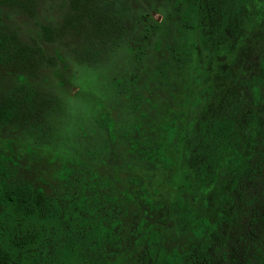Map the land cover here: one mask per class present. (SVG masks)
<instances>
[{"label":"rangeland","instance_id":"obj_1","mask_svg":"<svg viewBox=\"0 0 264 264\" xmlns=\"http://www.w3.org/2000/svg\"><path fill=\"white\" fill-rule=\"evenodd\" d=\"M190 1L0 3V158L59 203L63 233L98 229L81 264H151L152 229L178 264H222L220 243L243 251L233 191L204 149L185 154V129L229 115L245 146L264 0Z\"/></svg>","mask_w":264,"mask_h":264},{"label":"trees","instance_id":"obj_2","mask_svg":"<svg viewBox=\"0 0 264 264\" xmlns=\"http://www.w3.org/2000/svg\"><path fill=\"white\" fill-rule=\"evenodd\" d=\"M192 8L189 0L186 12ZM256 69L250 82L251 107L244 147L232 146L235 122L229 115L217 114L197 122L190 119L185 129V154L193 147L204 149L205 161L219 165L217 178L221 184L228 182V191L231 189L235 196L233 212L237 220L232 230L243 251L237 255L224 243L215 245L212 251L222 264H264V244L256 235L264 228V41L258 45ZM60 219L59 203L28 181L10 179L0 158V264L13 260L20 264H81V244L97 238L99 231L91 227L82 237H74L62 232ZM208 226L205 216L195 219L192 237L199 238ZM147 235L146 253L151 264L180 262L181 253L157 247L156 230Z\"/></svg>","mask_w":264,"mask_h":264}]
</instances>
